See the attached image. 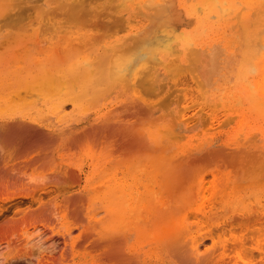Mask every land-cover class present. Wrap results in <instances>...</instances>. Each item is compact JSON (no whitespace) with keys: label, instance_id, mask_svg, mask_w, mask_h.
<instances>
[{"label":"bare ground","instance_id":"6f19581e","mask_svg":"<svg viewBox=\"0 0 264 264\" xmlns=\"http://www.w3.org/2000/svg\"><path fill=\"white\" fill-rule=\"evenodd\" d=\"M8 1L0 0L2 19L12 18L5 13ZM58 1L44 14L43 10L37 14L44 24V20L55 21L52 17L59 5L71 6L72 17L84 19V23L102 17L98 11L88 10V0ZM187 1L116 0L117 5H113L121 8L111 15V22L139 24L122 38L89 46L86 53L60 58L46 67L42 59L12 70L0 63V183L10 180L7 184L11 185L27 180L34 186L29 193L0 202L2 264H56L52 261L66 253L69 246L73 250L82 246L95 252V257L88 260L74 256L65 264H102L107 258L103 247L111 241L133 264H176L174 251L178 244L186 247L196 264L201 260L199 251L204 252L203 264H228L224 256L229 243L227 233L235 229L242 232L236 239L234 235L229 239L231 253L235 248L247 254L248 241L255 244L261 240L254 237L264 234V149L227 150L205 142L195 150L167 152L176 138L188 135L191 125L214 121L225 124L234 119L230 113L236 111L242 120L239 122L248 128L251 121L264 118V0H242L247 9L240 15L243 32L238 29L232 33L243 45L241 59L238 47H232L229 39L210 36L213 26L199 11L211 6L213 0H191L194 3L190 6H197L193 12ZM22 8L18 9L21 13L25 11ZM185 8L196 22V31L188 40L189 31L178 28ZM222 9L219 10L224 14L227 8ZM109 21L106 22L111 24ZM203 32L207 36L201 40ZM77 37L74 39L79 41ZM88 41L91 43L89 38ZM234 55L241 63L229 70L227 60ZM137 86L141 87L138 94L134 89ZM126 89H134L131 93L141 94L142 100L124 94ZM141 89L161 101L154 103L142 95ZM115 93L123 94L122 107L137 114L151 116L156 111L155 104L163 103L161 107L170 117L162 126L153 124L144 133L138 129L140 134H126L128 126L108 118L92 122L91 128H70L72 124L66 119L70 106L78 109L95 100L112 98ZM103 136L112 137L111 142L97 152V139ZM88 148L90 156L83 163L88 167L86 171L75 166V156L63 152L66 149L79 154ZM122 155L124 159L119 160ZM69 178L80 189L75 200L67 192ZM38 208L45 209L43 219L35 215ZM191 216L195 221L189 220ZM60 219L65 229L55 234L50 226ZM73 226L81 233L71 242ZM243 233L247 236L243 237ZM248 236L254 237L246 241ZM219 242L224 244L217 253ZM258 246L257 253L251 250V254L262 262L264 244ZM255 259L246 260L247 264H253Z\"/></svg>","mask_w":264,"mask_h":264},{"label":"rangeland","instance_id":"374dc122","mask_svg":"<svg viewBox=\"0 0 264 264\" xmlns=\"http://www.w3.org/2000/svg\"><path fill=\"white\" fill-rule=\"evenodd\" d=\"M17 1H19V2H16L15 0L13 1V3H12V0L8 1V6H7V10H6L5 13H7V14L10 13L11 14L10 16L12 18L8 17L7 18L8 20H7L5 15H4L5 18H3V19L0 17V19H2L0 21V23L2 22L0 24V40H2V36L6 37V38L3 39L4 42L3 41L0 42V63H1V66L5 67L6 69L10 68L11 70L14 69L15 66L16 67L23 66L25 68V64L26 63L37 62L38 60H41V59L44 62V63L42 62V64H44L42 66H45V64L47 66V65H50L52 63H55V62L59 61L60 58L62 60H65L70 55L73 56V57L81 55V54L86 53L88 51V47L89 46L102 45V44H105L106 41L108 43L110 41H113V39L115 40V39H118V38H122L123 36L128 34V32L130 31L129 30L130 28L136 27L137 25H139V24L136 23V21H135L136 25L133 24V22H131L133 25L131 24V25H127V26H125V24L123 26L122 22L119 21V20L116 21V22L114 21L116 23V25H114L115 23L111 22L113 20L111 15L113 13L117 14L119 12L118 10H120V8H121V7H116L115 8V6L113 5V4L117 5L116 4L117 3L116 0H88V10L95 11V12L98 11L97 13L99 15H102V17H100V19H98L100 21H98L97 18H93L92 21H85L86 23L83 22L84 19L82 21L79 18L77 19L76 16H74L75 18L72 17L73 16V11L70 9L71 8L70 5H69L70 8L67 7L68 5H65V6H63V5L60 6L59 5L60 9L57 8L58 10H56V12H55L56 14H53L54 16L52 17V19L55 17L53 19L55 21H48L47 20L48 21L47 22V21L44 20V22H46L47 25H46V23L44 24L42 22V19L40 20V18H38V15H39L40 12H42V10H43L42 14H44L45 10L49 9V7H53V5H58V3H59L58 0H57L58 2L56 0H39V1L37 0L36 2H35V0H33V2H31V0L30 1L29 0H27V1H25V0H17ZM21 1H22V3H21ZM216 1L217 0L211 1L210 2V3H212V4H210L211 6L206 5V8L204 6L203 11L202 10H200V11L198 10V11L201 13V15H203L205 17L206 21L208 23L212 24V26H213V31L214 32L211 33L210 36H212V37L215 36L214 38H220V39L224 38V40L229 39L230 45H232V47H238L236 49V51L238 52V54L240 53V59H241V57H243L244 53H245L244 50L242 51V48H241L243 45H242L241 42H239V40H240L239 37L232 35V33L236 32L238 29H241V33L243 32V29H242V28H244V26L242 25L243 20L241 19L242 16H240V15L241 14L243 15V13L247 12L245 3L242 0H229V1L223 0L222 2H219L220 0H218L217 2ZM239 1H240V3H239ZM53 2H56V3L55 4H50V3H53ZM192 2L194 3V1H191V0H188L186 2V5L190 9L191 12H193V10H196L195 8L197 7L196 5H194L195 8L193 6H190L192 4ZM10 3H12V4H10ZM12 5H13V7H12ZM26 5L28 7H26V8L24 7L25 11H26V15L24 16L25 11L23 10L24 8H22V7L26 6ZM235 5H236L237 8L235 7ZM29 6H30V8H29ZM238 6H239L240 9H241L242 6L244 7V8H242V11H240ZM17 7H19V8H17ZM61 7H63V8H61ZM64 7H66V8H64ZM221 7L222 8L223 7L227 8V9H229V11H227V9H225L224 14H222L221 13L222 11H220L222 9ZM12 8H13V10H11ZM20 8H22V10L24 12L21 13L20 12V10H21ZM27 8H29V9H27ZM31 8H33L34 10H31ZM186 8L184 10H182V19L183 20H182V23H180L178 28H179V30H184L185 29V30L189 31L190 34H189V36L187 38V40H188V39H190V35L193 36V34L196 31V22L192 18V15H189V9L187 11ZM210 8L213 9V12H211ZM18 9H20V10H18ZM116 9H118V10H116ZM235 9H237V11H235ZM127 10H124L123 12H125ZM230 10H231V12H230ZM61 11H63V12H61ZM239 11H240V13H238L239 14V18L237 16V18L239 20V22H238L237 18H236V12H239ZM17 12H19V13H17ZM209 12H211V14L213 13L212 14L213 16L211 18L208 16ZM229 13H230V15H228ZM16 14H17V16H16ZM21 14H23V15H21ZM30 16H33V17H30ZM227 16H228V18H227ZM223 17H224V19H223ZM5 19H6V22H5ZM109 19H110V21H109ZM188 19H190V21L192 19V22L190 23L188 21ZM103 21H105V22H103ZM106 21L111 22V24L106 22ZM34 22H35V24H34ZM53 22H56V24H53ZM79 22H80V24H79ZM98 22H101V24L98 23ZM187 22L189 23V25L187 24ZM22 23H23V25H22ZM48 23H50V24H48ZM232 23H234V24H232ZM28 24H30V25H28ZM121 24H122L123 27H121ZM241 26H243V27L241 28ZM120 28H121V31H119ZM30 29H32V30H30ZM110 31H111V33H110ZM205 33L206 32L201 33V35H200L202 37L201 40H204V36H207ZM226 35H227V37H226ZM73 36L74 37L78 36L79 38L78 37L77 38H78V40L79 39L80 40L77 41L76 39H74ZM234 37H237V38H235L236 40L234 39ZM88 38L90 39L91 43H89V41L87 42ZM93 39H95V40L93 41ZM75 41H76V43H75ZM95 41H96V43H95ZM77 42H79V43L77 44ZM80 44H81V46H79ZM63 45H64V47H63ZM83 46H84V48L82 49ZM78 47H80L81 49L80 48L78 49ZM240 59L237 58L235 55L229 57L228 60H227L228 69L230 70L234 65L239 64ZM50 61H51V63H50ZM228 61H230V62H228ZM10 62L11 63L13 62L14 64L13 63L11 64ZM236 82H237V80H236ZM139 87L140 86H137V88L136 87L134 88L136 93L141 88V87L140 88ZM142 87H143V89H145L144 86H142ZM129 89H126L124 94L130 95V96L132 94L133 98H138L139 97V99L141 98V100H142L141 94H139L138 96H135V94H136L135 92L131 93V91L134 90V89H132L131 91ZM136 89H137V91H136ZM127 90H129L130 92H128ZM141 91H142V89H141ZM146 92L147 91H142L141 93H143L142 95H147V97L150 98L149 100H151V101L153 100L154 103L158 102L159 100L161 101V98L156 100L155 94H153L154 95V97H153V95L149 96L150 94H146ZM122 95L121 96H117V94L115 93L113 95V97L114 98L118 97L116 99H113V97L112 98L109 97L108 99H105V100H99V101L95 100L92 103H88L86 105L84 104L81 108H78V109H74V108H72L70 106V108L67 109V112H68V115H69V116L66 117L67 123L72 124L70 126V128L72 130L76 129V127L79 128V127H81L83 125H88V128H91V126H93L92 122H95L96 120H101V119L108 118V119H113V120H115L116 122H118L120 124H124V125L128 126V129H131V132H135V133H139L140 134V132L144 133L145 130L150 129L153 124H154V126H157V125L158 126H162L161 123L163 122V124H165V121L168 119V117H170L166 113V111H167L166 108L164 107L165 108L164 109L163 107H161V106H165V105L163 103H160V105L159 104L158 105L155 104V107H154V109L156 108L155 113H153L151 116L150 115H147V116L145 115L146 116V118H145L144 115L137 114V113L133 112V109L129 110V109H127L124 106L122 107V102L125 101ZM158 97H160V95H158ZM122 98H123V100H122ZM144 99L145 98L143 96V100ZM146 99L148 100V98H146ZM119 101H121V102H119ZM98 104H100V105H98ZM111 104H112V106H111ZM239 107H240V105H239ZM0 112H2V109H0ZM230 114L233 117L235 115V117H234V119L229 120L225 124L222 121H214V122H209V125L208 124L207 125H202V124L191 125L189 127L188 131H187L188 135L187 136L183 135V136H180L181 138L180 137L176 138L177 140L175 139L173 141L172 147L168 150L167 153L168 154H175L177 152H185V151L189 150L190 148L192 150H195V147L197 145H199L201 143H205V142H210V146L211 147H218L219 148V147L222 146L225 149L229 148L227 150L236 149V148H243V149H250V150H253L255 152H262L261 150L264 149V134H263L264 133V131H263L264 130V118H257L255 121H251L249 123L250 124V128H248V127H246L245 124H242V122H239V120L242 121L241 118L239 117V111H236V112H233V113H230ZM134 124L135 125L137 124L136 127H135ZM210 124H213V125H210ZM203 126L206 127V128L203 129L204 128ZM138 129H139L140 132H138ZM143 133H141V134H143ZM99 138H98L99 140L97 139L98 143L96 142V145L99 147L97 152H99V150H101L103 146H105L106 144L111 142L110 140H111L112 137L103 136V137H99ZM260 147H262V148H260ZM90 150L91 149L88 148V149L80 152L81 154L80 153L77 154L76 151H71V150H66V149H64L63 152L64 153H68L69 155L75 156V157H72L73 159H75L74 161L77 162L75 166L77 168H81V169L83 168L86 171V170H88V167L86 165L84 166L83 163H84V160L89 158ZM123 159H124V156L123 155L120 156L119 160H123ZM36 174H38V172ZM119 175H121V174L119 173ZM8 181L10 183V180H7L6 182L5 181L1 182L3 184V187H2V184L0 183V188L1 189L3 188L2 190H0V202L2 201V199L7 198L9 196L16 195V194H17L16 196H18V195H22V194H25V193H29V192H31L30 190L33 191V188H34V186H32L33 184L31 182H29V181L27 182V180H24V182L21 181L23 184L21 182H18V183L11 184V185L7 184ZM11 182L14 183L13 181H11ZM30 183H31V185H30ZM191 218H192V216H191ZM189 220L190 221H195V219H193V218H192V220L189 218ZM63 222L64 221L60 219V220H56L54 223L51 224L50 227L53 228V230H54L53 233L60 234V233L63 232V230L65 229ZM233 232L232 233H227L228 234L227 239H228L229 243L232 241V240L230 241L229 239L230 238L233 239L232 238L233 235L235 236V239L237 237L236 235H238V236L242 235L241 234L242 232L238 233L239 232L238 229H235V231H233ZM80 233H81V229H79L77 226H73V233L71 235V242H72L73 239L79 238L80 237ZM243 234H244L243 235V237H244L246 233H243ZM260 234H257V236L255 234L256 237H254V236H252V237H254L255 240H256V238L257 239L261 238V240H263L262 244H261V242H262L261 240H259V241L256 240V243L253 244V243H251V240L248 241L249 238L252 239V237L251 236L247 237L248 239L246 241L250 242V245H249V243H247L248 246H246L248 248V250L250 251L249 254H248V250H247V254H244L246 252H243V254H241L242 253L240 251L241 249L239 250L241 252L240 253L239 251L236 252L235 248L233 249L234 250L233 253H231L232 249H230V247L228 245L229 243L227 242L228 244L226 246V249L229 248L230 250L228 249L226 251V249H225L224 250V256H225L226 260L228 261V264H242V263H244L243 261L249 260V262H251L252 260H250V259H252V258L255 259V257L252 256V254H251L252 253L251 250L254 251V252L256 251V253H257V249L256 248L259 247L258 245H260L262 247V245L264 244V238H263L264 234L263 235L261 234L262 236H260ZM257 242H259V244ZM208 244H210L209 241H208ZM223 244H224V242H219L216 245L218 247V248L216 247V249L218 250L217 253L222 251ZM231 248H232V246H231ZM247 248H244V249H247ZM8 251L9 250L4 249V252H8ZM13 252H15V251L13 250ZM228 252H230V253H228ZM240 255H242V256H240ZM250 255H251L252 258L247 257V256H250ZM74 256L79 257L81 259L90 260V259L95 257V252H93L91 250H88V249H84V248H82V246L76 248L75 250H73L72 247L69 246L68 251L66 253H64V254H62V253L58 254L56 259L54 261H52V263L61 264L63 262L65 264V263H68V262H72L73 259H74ZM245 256L247 257V259L245 258ZM243 257L245 258V260H244ZM230 258H231V260H230ZM248 258H250V259H248ZM168 261L169 260H167V262ZM256 261H257V263H256ZM260 262H261V260H260ZM260 262H259V259L257 260V258H256L255 262L253 261V264H255V263L256 264H260ZM44 264H51V262L44 263ZM261 264H262V262H261Z\"/></svg>","mask_w":264,"mask_h":264},{"label":"snow or ice","instance_id":"6c2138e0","mask_svg":"<svg viewBox=\"0 0 264 264\" xmlns=\"http://www.w3.org/2000/svg\"><path fill=\"white\" fill-rule=\"evenodd\" d=\"M126 134H131V129H128ZM67 183L71 185L67 189L68 195L73 200H75L80 192V189L78 188V185L73 183L70 178L67 180ZM34 207L37 206L34 205ZM35 215H37L39 219H43L46 215L45 209L38 208ZM105 243L107 246L103 247V251L105 252L107 258L102 262V264H133L132 261L122 254V249L115 245L114 242L111 241ZM174 254L176 256V264H196V262L191 258L192 254L188 252L184 246H180L178 244ZM198 255L201 258L200 264H203L204 252L199 251ZM0 264H2V262H0ZM32 264H35V261H33ZM245 264H247V261H245ZM262 264H264V261H262Z\"/></svg>","mask_w":264,"mask_h":264}]
</instances>
